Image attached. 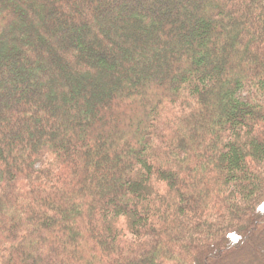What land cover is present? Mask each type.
<instances>
[{
    "label": "trees",
    "instance_id": "16d2710c",
    "mask_svg": "<svg viewBox=\"0 0 264 264\" xmlns=\"http://www.w3.org/2000/svg\"><path fill=\"white\" fill-rule=\"evenodd\" d=\"M263 228L264 0H0V264H237Z\"/></svg>",
    "mask_w": 264,
    "mask_h": 264
},
{
    "label": "rangeland",
    "instance_id": "374dc122",
    "mask_svg": "<svg viewBox=\"0 0 264 264\" xmlns=\"http://www.w3.org/2000/svg\"><path fill=\"white\" fill-rule=\"evenodd\" d=\"M35 26H38L39 25V23H35L34 24ZM107 25L109 26V27H116L117 26V23L116 22H110V23H107ZM18 26H20L21 28H22V30L24 31V25H23V22L22 21H20V24H18ZM145 38H146V35L144 36ZM24 49H25V47H24V45L22 46ZM105 57H108V55L106 54V56ZM114 57V56H113ZM116 58V57H115ZM125 58V57H124ZM127 61H130L128 58H127V56H126V58H125ZM117 60V59H116ZM117 63V61H114L113 62V64H116ZM107 73L106 74H104V77L102 76V77H100V78H105V77H107ZM96 79V78H95ZM98 82H99V80H98ZM103 90V89H102ZM264 229V228H263ZM255 234V232H253V235ZM256 238L258 239L257 241H258V246L257 247H255V248H253L252 246H251V244H248L247 245V248L245 249V251L247 252V254L246 255H244L243 257H242V259H240V260H237V264H264V234H263V236L262 237H259L258 235L256 236ZM260 249H259V248ZM255 258V259H254ZM223 264H230V263H223Z\"/></svg>",
    "mask_w": 264,
    "mask_h": 264
}]
</instances>
